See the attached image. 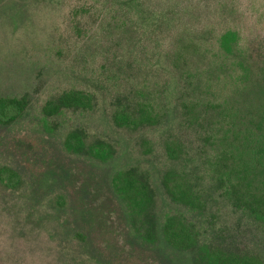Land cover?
I'll list each match as a JSON object with an SVG mask.
<instances>
[{
	"label": "trees",
	"instance_id": "obj_1",
	"mask_svg": "<svg viewBox=\"0 0 264 264\" xmlns=\"http://www.w3.org/2000/svg\"><path fill=\"white\" fill-rule=\"evenodd\" d=\"M179 4L109 0L98 23L102 34L83 42V52L95 44L102 58L110 123L143 159L115 172L110 192L137 237L160 241L191 264H264V41L253 48L225 19L175 18ZM96 106L91 91L68 88L41 114H85ZM28 108L25 96L0 97V126L18 122ZM62 146L96 163L118 149L78 127ZM153 160L158 186L147 167ZM22 185L15 170L0 166V188L18 192ZM158 191L171 205L160 223ZM230 222L248 239L236 244Z\"/></svg>",
	"mask_w": 264,
	"mask_h": 264
},
{
	"label": "rangeland",
	"instance_id": "obj_2",
	"mask_svg": "<svg viewBox=\"0 0 264 264\" xmlns=\"http://www.w3.org/2000/svg\"><path fill=\"white\" fill-rule=\"evenodd\" d=\"M158 1L164 8L180 3L173 15L184 21L225 19L253 48L264 41V0ZM108 3L0 0V97L29 101L21 120L0 126V166L15 170L23 181L18 192L0 188V264H191L189 256L172 255L162 242L137 237L110 192L114 173L143 159L109 121L111 94L99 78L102 58L95 44L93 52L82 51L84 41L102 34L98 23ZM81 8L89 14L82 15ZM68 88L94 93V111L44 119L45 102ZM74 127L116 143L117 155L96 163L68 154L62 141ZM147 167L158 186L157 162ZM158 195L160 223L171 205ZM228 225L236 244L248 239L235 223Z\"/></svg>",
	"mask_w": 264,
	"mask_h": 264
}]
</instances>
